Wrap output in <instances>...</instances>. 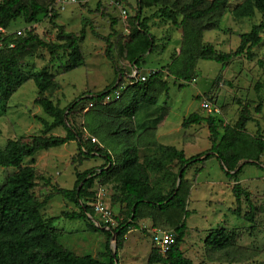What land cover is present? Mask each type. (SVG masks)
Returning <instances> with one entry per match:
<instances>
[{"label": "trees", "instance_id": "obj_1", "mask_svg": "<svg viewBox=\"0 0 264 264\" xmlns=\"http://www.w3.org/2000/svg\"><path fill=\"white\" fill-rule=\"evenodd\" d=\"M230 1L138 0V12L131 21L133 30L128 35L120 36L115 47L122 66L140 68L141 64L146 62V55L154 54L157 38L151 31L149 22L156 18L182 27L180 56H174V60L166 66L151 72L145 81H136L130 77L126 81L124 69L115 61L113 46L109 44L106 54L114 65V81L103 92H85L65 107L46 95L58 87L55 75L47 68L39 72L27 71L22 60L31 53L35 45L46 47L51 53L64 48L71 51L65 71L78 68L84 60L81 44L86 38L85 29L80 35L62 32L60 38L64 37L66 40L63 45L45 42L32 29L24 36L0 32V101L8 102L21 86L29 80H34L39 90L36 104L40 105L51 119H42V134L28 139L14 138L8 141L5 148L0 147V166L17 168V171L9 174L0 185V264H115L110 244L113 236L117 235L119 259L127 234L140 228L139 222L144 219L150 220L152 228L172 231L175 234V242L166 254H162L154 243L149 264H195L185 256L181 248L188 228V200L193 185V179L188 178V172L193 163L211 157H216L221 162L226 177L233 181L232 191L237 205L231 208L232 213L244 217L254 226L257 208L252 201L250 190L241 184L240 175L247 164L261 162L264 156V130L258 128L256 134L247 132V124L254 117L246 107L242 109L237 123L224 126L223 132L219 130L217 115L208 114L204 117L193 112L185 117L182 122L184 128L205 121L210 132V150L191 157H187L185 151L176 146L154 141L156 126H151L146 121L166 107L167 102L161 104L160 100L164 95H168L171 75L175 80L182 81V85L186 84L195 80V65L199 59L213 60L226 66L243 53L250 58L253 48L263 43L264 21L254 24L250 32L243 33L239 47L230 53L220 52L214 44L203 41V30L215 28L217 24L213 21V16L223 13ZM54 5L55 0H1L0 27L8 30L13 22L20 18L27 24H33L49 15L51 20L55 21L59 11ZM109 6L111 5L108 3L98 2L96 8ZM126 8L129 11L127 6ZM145 9L152 10V13L143 17ZM257 12L264 13V0H245L234 9L238 18H251ZM116 22V18L113 19V26ZM117 34L118 32L114 36ZM11 44H14V47H11ZM120 75L122 77L119 80ZM261 86V83H258L257 89ZM118 89H121L122 93L119 98H115L114 92ZM131 90L133 96L130 103L122 110L115 109L116 105L123 101L124 95ZM88 104L92 105L89 107ZM256 108L260 111L261 105ZM79 112L83 113L84 121L77 125L75 115ZM129 122H135L131 129L125 125ZM58 127L66 130L65 136L50 134ZM140 128L142 132L138 133ZM84 129L93 137H98L99 142L92 141V138L86 139ZM121 132L139 136L136 137V144H126L120 153L112 155L102 143H109L112 147L116 138H122ZM107 135L111 142L107 141ZM73 141L77 142L80 161L100 156L106 162L100 166V172L93 168L77 172L73 188L57 189V192L78 210H65L59 216L47 218L42 210L51 195L43 200L36 196L35 189L44 177L34 165L35 157L42 151ZM142 146L149 151L142 153ZM28 158L32 159L31 164H25V159ZM246 160L249 162L239 167L240 163ZM158 173L167 175V178L171 175L178 177L179 173H182L180 185L177 186V181H174L171 189L167 193L163 192L154 182V174ZM161 178L165 180L164 177ZM97 184L111 186V205L118 206L119 209L116 227L101 222L97 225L90 218L96 214L92 202L99 190L95 189ZM245 202L249 210L243 216L242 204ZM59 218L83 221L89 231L103 233L106 237L105 252L100 255L104 259L92 255H78L67 248L61 241L63 231L55 227V221ZM237 240L238 233L235 230L220 226L209 232L205 245L212 250L227 253Z\"/></svg>", "mask_w": 264, "mask_h": 264}, {"label": "rangeland", "instance_id": "obj_2", "mask_svg": "<svg viewBox=\"0 0 264 264\" xmlns=\"http://www.w3.org/2000/svg\"><path fill=\"white\" fill-rule=\"evenodd\" d=\"M124 1L125 6L129 8V17L125 22L121 18L120 10L113 6L97 9L95 5H81L76 8L68 5L64 10L59 11L55 21H52L49 15L33 24H27L23 18H20L8 29L7 34H18L20 31L21 36L32 29L45 42L58 45L66 43L64 37L60 38L62 32L80 35L85 29L86 38L81 44L84 60L78 68L65 71L71 51L64 48L51 53L46 47L35 45L31 53L22 60L23 67L27 71L39 72L47 68L55 75L58 87L46 94L55 103H59L62 107L68 106L85 92H103L114 81V65L106 54L109 44L113 46L115 61H118L124 73H129L134 68V66L123 67L115 51L118 38L132 32L134 25L131 21L138 12V0ZM244 1L231 0L223 13L215 14L213 21L217 25L215 28L203 30V41L214 44L215 48L223 53L237 50L241 43V35L250 32L254 24L264 21V13L260 12L251 18L236 17L234 9ZM151 13L152 10L145 9L142 16H149ZM66 18L72 19L67 21ZM115 18L117 22L113 26L112 21ZM167 22L158 18L149 22L151 31L157 38V48L154 54H147L146 62L141 64L146 75L151 69L166 66L174 60V56L179 57L182 52V27ZM116 32L118 34L115 37ZM262 36L264 37V32ZM109 37H111L110 40H107ZM252 52L250 58L243 53L226 66L213 60L199 59L195 65V80L183 85L182 81L175 80V77L171 75L168 95H164L160 100L161 104L164 101L167 102L166 107L163 111L146 119L148 124L156 126L154 141L158 144L176 146L184 150L187 157L209 151L211 139L207 122L202 121L188 128L182 125L184 118L193 112L204 117L208 116L202 108L204 100H210L220 108L221 114L217 115L220 132L224 131V126H233L237 123L244 107L254 117L247 124V132L256 134L258 128L264 130V41L254 47ZM125 80L128 81L126 76ZM258 83L262 85L259 90ZM132 96L133 91H128L115 109L125 108ZM38 97L37 85L34 80H29L13 94L8 102L0 101L1 148H5L11 139H28L42 134L44 129L42 119L49 121L51 119L43 108L36 104ZM88 105L90 107L92 104ZM259 105L261 110L257 111L256 107ZM83 121V113H77L75 123L80 125ZM134 123L129 122L125 125L131 129ZM84 131L86 139L92 138V141L99 142L98 137H93L86 129ZM141 132L142 129H138V133ZM50 134L65 136L66 130L58 127ZM121 135L122 138H116L112 147L109 143H102V146H106L112 155H117L126 144H136V137L139 136L127 134V132H121ZM107 141L111 142V138L109 137ZM140 150L142 153L149 151L143 146ZM78 155L77 142L73 141L61 147L42 151L35 157L34 165L44 177L35 189L36 196L43 200L51 195L42 210L47 218L59 216L65 210H78L73 203L63 198L57 189L73 188L77 172L91 168L100 172V166L106 162L100 156L80 161ZM31 161L30 158L25 159V164H31ZM15 171H17L16 167L0 166V185L9 174ZM154 175H156L154 177L156 186L163 192L167 193L174 181H177V186L180 185V182L178 184L179 175L178 177L171 175L168 178L163 173ZM188 178L193 179V185L188 200V228L181 245L185 256L192 259L195 264H264V156L260 163L247 164L240 175L241 184L250 190L252 201L257 208L254 226L244 217H238L232 213L231 208L237 205L231 189L233 181L226 177L222 164L216 157L193 163L188 172ZM226 181L229 185L225 183ZM100 188L105 190V200L114 213L113 222L110 224L116 227L119 209L118 206L111 205V186L97 184L95 187L96 191ZM247 210L249 207L245 202L242 204L243 216ZM92 217L99 223L107 224L97 212ZM140 223L141 221L140 228L127 234L123 248L120 250L119 264H149V256L155 244L149 228ZM220 226L238 233V240L233 248L228 250L229 253L218 252L205 245L209 232L212 229L215 231ZM55 227L63 231L61 241L70 250L78 255H92L104 259L100 255L105 252L106 237L103 233L89 231L86 224L80 220L59 218L55 221ZM106 228L110 229L107 226Z\"/></svg>", "mask_w": 264, "mask_h": 264}, {"label": "built area", "instance_id": "obj_3", "mask_svg": "<svg viewBox=\"0 0 264 264\" xmlns=\"http://www.w3.org/2000/svg\"><path fill=\"white\" fill-rule=\"evenodd\" d=\"M91 2L108 3L114 8H118L121 12V18L124 22L129 17L128 10L125 4L123 3V1L121 0H55L54 6L58 11H62L68 5H73V4L84 5V4H89ZM50 15H52V10L50 12ZM0 32L7 34L9 31L4 29L3 27H0ZM18 34H21V32L19 31ZM10 46L14 47V44H11ZM1 48H2V43L0 42V49ZM154 71H156V69L151 70L150 73ZM148 75H144L140 73L139 71L133 69L130 78H133L136 81H145ZM121 93H122L121 89L116 90L114 92V97L119 98L121 96ZM202 108L209 115L221 114L220 108L210 100H204L202 102ZM92 206L95 209V211L102 216L105 223L108 224V223L113 222L114 213L112 209L108 206V203L105 200V190L103 188L97 191L95 200L92 202ZM149 231L152 233L153 241L158 247L159 251L162 254H166L175 242V234L172 231H167V230H162L159 228H152V227H150Z\"/></svg>", "mask_w": 264, "mask_h": 264}, {"label": "crops", "instance_id": "obj_4", "mask_svg": "<svg viewBox=\"0 0 264 264\" xmlns=\"http://www.w3.org/2000/svg\"><path fill=\"white\" fill-rule=\"evenodd\" d=\"M97 2H91V3H89V5H95L96 7H97ZM70 6V5H69ZM74 8H76L77 6H81V5H75V4H73L72 5ZM71 19L72 18H66V20L67 21H71ZM134 70H137V71H139L140 73H142V74H144V75H146L145 73H144V71H143V68H138V67H136V66H134V68H133ZM133 69L131 70V72H126V73H124V78H125V76L127 77V78H129V77H131V74H132V71H133ZM155 69H158V68H154V69H151V70H155ZM150 70V71H151ZM149 71V72H150ZM149 74V73H148ZM115 77V76H114ZM121 75L119 76V80L121 79ZM227 185H229V183L226 181L225 182ZM231 189H232V187H231ZM141 225L143 224L146 228H149L150 229V227H151V222H150V220H141V223H140ZM132 231V230H131Z\"/></svg>", "mask_w": 264, "mask_h": 264}, {"label": "water", "instance_id": "obj_5", "mask_svg": "<svg viewBox=\"0 0 264 264\" xmlns=\"http://www.w3.org/2000/svg\"><path fill=\"white\" fill-rule=\"evenodd\" d=\"M246 162H249V160H246V161H243L242 163H240L239 167L242 166L244 163ZM237 170V169H236ZM235 172V171H233ZM181 175L182 173L179 174V180H178V184L180 182V178H181ZM90 218L97 224V225H100L99 221H97L96 219H94L92 216H90ZM117 235L115 234L112 238V244H111V249H112V253H113V256L115 258V264H119V259L117 257Z\"/></svg>", "mask_w": 264, "mask_h": 264}]
</instances>
